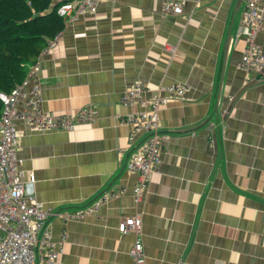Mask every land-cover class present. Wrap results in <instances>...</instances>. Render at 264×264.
<instances>
[{
  "label": "crops",
  "instance_id": "1",
  "mask_svg": "<svg viewBox=\"0 0 264 264\" xmlns=\"http://www.w3.org/2000/svg\"><path fill=\"white\" fill-rule=\"evenodd\" d=\"M165 1L99 0L95 13L65 19L35 62L29 85H39L41 109H95L69 129L16 119V157L34 175L37 200L70 213L109 195L90 214L49 218L52 240L62 242L57 264H132L134 234L117 224L133 214L145 264H264V77L240 63L246 0H175L178 15L161 12ZM259 5L255 42L264 51ZM135 80L150 91L174 81L189 88L159 110L169 137L138 203L125 162L141 134L129 144L121 120L138 106L119 101Z\"/></svg>",
  "mask_w": 264,
  "mask_h": 264
},
{
  "label": "built area",
  "instance_id": "2",
  "mask_svg": "<svg viewBox=\"0 0 264 264\" xmlns=\"http://www.w3.org/2000/svg\"><path fill=\"white\" fill-rule=\"evenodd\" d=\"M98 1L66 0L58 7L57 13L65 19L79 13H95ZM260 1H245L242 12L243 24L240 29L245 42L240 63L247 73L264 77V51L255 42V34L263 24ZM161 12L178 15L182 13V6L178 1L166 0L161 6ZM55 38L56 36L48 42L45 48L52 46ZM35 69V63L30 65L25 78L9 93L0 92L2 102L0 114V264H37V262L57 264L62 242L52 240L48 227L49 218L56 214L61 219L67 220L90 214L109 196L108 194L100 195L90 204L75 208L70 213H54L37 200L33 189L34 175L28 172L25 176L19 167L20 160L16 157L18 145L16 119H21L37 130L69 129L77 123L91 121L95 115V109L83 107L74 114H53L41 109L40 87L38 84L29 85ZM188 89L185 83L174 81L150 91L142 81L135 80L120 93L119 101L122 105L138 106L136 110L130 111L121 118L130 127L127 137L129 144L136 134H141V140L128 152L125 162L126 169L135 172L137 176L132 187L134 203L141 201L169 137L159 128V110L171 100L182 99ZM21 97H26L27 102L23 108L16 109V103ZM140 227L141 218L138 214L127 216L117 224L119 233L132 232L134 234V240L128 251L132 264H145ZM64 237L65 235L62 236V240Z\"/></svg>",
  "mask_w": 264,
  "mask_h": 264
},
{
  "label": "trees",
  "instance_id": "3",
  "mask_svg": "<svg viewBox=\"0 0 264 264\" xmlns=\"http://www.w3.org/2000/svg\"><path fill=\"white\" fill-rule=\"evenodd\" d=\"M66 0H0V92L26 76L48 42L65 25L57 13ZM2 102L0 101V114Z\"/></svg>",
  "mask_w": 264,
  "mask_h": 264
}]
</instances>
